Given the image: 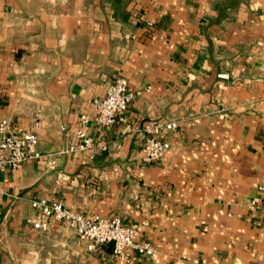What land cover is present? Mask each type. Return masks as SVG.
Returning a JSON list of instances; mask_svg holds the SVG:
<instances>
[{
    "label": "crops",
    "instance_id": "crops-1",
    "mask_svg": "<svg viewBox=\"0 0 264 264\" xmlns=\"http://www.w3.org/2000/svg\"><path fill=\"white\" fill-rule=\"evenodd\" d=\"M119 76L151 89L102 126L91 102ZM83 113L106 148L66 153ZM1 119L57 161L0 173V264H264V0H0ZM151 136L172 143L157 163ZM34 199L147 221L157 255L34 229Z\"/></svg>",
    "mask_w": 264,
    "mask_h": 264
},
{
    "label": "built area",
    "instance_id": "built-area-1",
    "mask_svg": "<svg viewBox=\"0 0 264 264\" xmlns=\"http://www.w3.org/2000/svg\"><path fill=\"white\" fill-rule=\"evenodd\" d=\"M146 89L131 90L126 77L119 76L111 81L105 95L95 98L91 104L96 111V119L102 126L125 120V113L131 102L143 94ZM91 118L83 113L75 126L73 135L76 144L68 146L65 150L69 154H80L91 149L106 148V144L96 140L89 133ZM177 123L165 125L167 130L175 129ZM159 124L150 122L144 131L155 133ZM39 139L36 133L21 126L13 125L7 119L0 120V173L8 168H18L29 160L50 159L52 165L56 158L44 154L39 149ZM172 148V143L156 136L148 137L143 144L144 160L157 163L165 158ZM35 215L29 219L34 229L49 231L56 224H61L74 230L80 242L88 243V249L94 250L103 245H111L113 255L130 259L132 250L140 256L154 257L157 249L151 243L140 240L142 229L149 223H125L119 217H108L99 214L86 215L66 207L62 202H50L47 199H34L31 202Z\"/></svg>",
    "mask_w": 264,
    "mask_h": 264
}]
</instances>
